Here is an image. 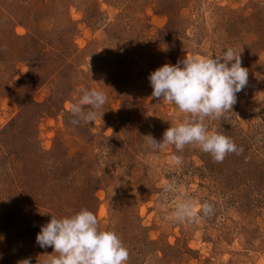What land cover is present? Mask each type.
I'll return each instance as SVG.
<instances>
[{
	"label": "rangeland",
	"instance_id": "1",
	"mask_svg": "<svg viewBox=\"0 0 264 264\" xmlns=\"http://www.w3.org/2000/svg\"><path fill=\"white\" fill-rule=\"evenodd\" d=\"M228 47L248 81L205 123L237 151L216 162L197 144L153 148L148 135L160 141L187 114L151 97L149 74ZM84 89L104 105L83 101ZM16 118L17 137L2 134ZM0 143V264L17 236L29 264H43L56 253L36 244L40 226L82 208L118 234L126 264H264V0H0ZM23 157L25 181L40 178L31 187L10 168ZM58 163L67 194L55 208L41 191ZM24 185L38 200L11 193ZM182 201L194 215L171 219Z\"/></svg>",
	"mask_w": 264,
	"mask_h": 264
},
{
	"label": "clouds",
	"instance_id": "2",
	"mask_svg": "<svg viewBox=\"0 0 264 264\" xmlns=\"http://www.w3.org/2000/svg\"><path fill=\"white\" fill-rule=\"evenodd\" d=\"M148 80L151 97L172 103L187 114L184 119L170 124L160 141L148 135L153 148L171 144L181 150L185 145L197 144L216 162H222L227 153L237 151L229 137L215 129L209 130L205 118L220 117L231 110L236 103V93L246 86L248 70L242 66L240 53L228 47L219 55H186L176 64L165 63L158 67L149 74ZM82 91V100L93 107L99 108L106 102L102 91ZM72 111L79 114L81 110L74 104ZM93 115L90 112L81 118L90 121ZM172 159L180 162L176 155ZM210 209V205H203L205 213ZM192 215L191 202L182 201L171 219L182 220ZM35 241L40 248L52 247L56 253L49 255L43 264H126L128 260V250L118 234L111 229L101 230L95 214L86 208L59 218L50 214V219L40 226ZM21 262L29 264L28 259Z\"/></svg>",
	"mask_w": 264,
	"mask_h": 264
},
{
	"label": "trees",
	"instance_id": "3",
	"mask_svg": "<svg viewBox=\"0 0 264 264\" xmlns=\"http://www.w3.org/2000/svg\"><path fill=\"white\" fill-rule=\"evenodd\" d=\"M168 15H170L171 17H173V16L175 17L176 16V15H172V14H169V13H168ZM63 50H65V49H63ZM64 56H65V54H63L62 51H61L60 59H62V57H64ZM40 105H41V103H38L36 101H33V102L30 103V105L28 104V106H27L28 108H26V109H31L32 106L40 107ZM22 114H25V113H22ZM19 123H20L19 118L14 119V121H12L10 124H8L2 130V134L8 133V136L15 137L16 138L17 135H18L17 127L16 126L17 125L19 126ZM0 145L2 146V143H0ZM25 161H26V158L25 157H23L22 159H20L18 161H13V162H11L10 168H11L13 174L16 172V174L20 176V179H19L20 182L22 181V182H24L26 184L28 183V186L27 187H31L30 182H33L34 183L36 180H39L40 178L38 179L37 176H35V175L32 176L31 175V177L28 178V181H25V177L26 176H24V173H22V169H24V168L21 166V164L23 162H25ZM72 162H74V161H72ZM61 166H62V163H58L57 166H55L53 168V173H54L53 174V177L48 180L49 182H50V180H52L53 181V185L54 184L55 185L54 186L53 185L48 186L47 188H49V189L46 190L47 189L46 188L45 189V192L43 190L41 191V193L43 192L42 195L45 196L44 199L50 201V203L51 202H58L57 205H53V206H55V208L57 206L62 207V205L64 204L63 202L66 200V199H64V197H66V194H67L65 192V191H67L66 188H63L62 187V184L60 185V182H61V179H62L61 176L64 177L67 174V173H64L63 172L64 171L63 168L60 169ZM76 168H78V167H75L74 170H76ZM61 172H63V173H61ZM45 173L42 174V175H45ZM43 181H45V179H43ZM95 181H97V179L95 178V176L92 177L91 175H89V180H88L89 186L85 187V189H86L85 192H89L90 193V192L94 191V189H96V186H94V182ZM14 182H15V180H14ZM27 187H26V185H24V187H20L19 186L18 188H16V189H18L17 191H19L18 194L15 193L14 190H12L11 193L12 194H15L16 196H25V195H22V194H26L27 195L28 192L30 191V190L27 189ZM48 191L50 193V196H48V194H47ZM84 196H85V194H84ZM86 196H88V195H86ZM25 197L30 198L32 200H38V197H36L33 193H30V194H28V196H25ZM39 199H41V198H39ZM37 204H38V202H37ZM14 240H17V241L14 244V246H13V244L11 245L12 248H11V252L9 254V256L11 257V261H12L11 264H14L15 262L16 263L21 262L24 259L30 260V253H28V252H26V251H24L22 249V247L18 243L19 240H20L18 238V236ZM9 242L11 243V237L9 239Z\"/></svg>",
	"mask_w": 264,
	"mask_h": 264
}]
</instances>
